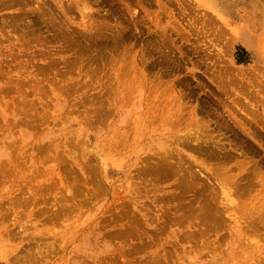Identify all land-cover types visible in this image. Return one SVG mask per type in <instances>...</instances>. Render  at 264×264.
Instances as JSON below:
<instances>
[{"label":"rangeland","instance_id":"obj_1","mask_svg":"<svg viewBox=\"0 0 264 264\" xmlns=\"http://www.w3.org/2000/svg\"><path fill=\"white\" fill-rule=\"evenodd\" d=\"M263 39L264 0L0 11V264H264Z\"/></svg>","mask_w":264,"mask_h":264},{"label":"bare ground","instance_id":"obj_2","mask_svg":"<svg viewBox=\"0 0 264 264\" xmlns=\"http://www.w3.org/2000/svg\"><path fill=\"white\" fill-rule=\"evenodd\" d=\"M25 0H0V11H3V10H7V9H14V8H17L21 5V3H24ZM228 2H230L231 0H227ZM216 2V0H212V3L214 5V3ZM15 19H20V16L17 14V15H14ZM4 18H1V20H3ZM245 41H246V44H248L249 47H254V44L256 43L255 42V39L252 37H248V38H245ZM263 42H264V39H263ZM150 105V109L148 110V114L143 113L145 114L144 117L146 116H149L151 115L152 113H156L155 109H154V106L152 104H149ZM138 130H140V128L138 127L136 129L135 132H137ZM198 138H196L197 140ZM176 157H173V154L170 153L168 154V156H160L159 158L157 157L158 160H155V163L153 164L152 168H150V171L152 174H159V176H165V175H168L169 173H173V160H175ZM179 169V168H178ZM191 184V183H190ZM190 184L188 185L187 184V188L189 189L190 188ZM186 189V188H185ZM186 189V191L188 190ZM210 208V207H209ZM207 213L208 214H212V219L213 218H217V214L220 210L219 207H215L214 209L211 207L210 209H207ZM203 213V212H202ZM206 215V214H205ZM206 218V216H205ZM210 220V217L207 218Z\"/></svg>","mask_w":264,"mask_h":264}]
</instances>
